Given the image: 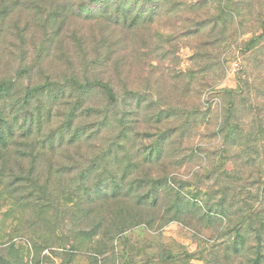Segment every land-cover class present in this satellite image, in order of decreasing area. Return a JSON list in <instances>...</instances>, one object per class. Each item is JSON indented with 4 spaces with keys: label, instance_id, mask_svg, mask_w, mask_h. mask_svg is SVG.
Here are the masks:
<instances>
[{
    "label": "rangeland",
    "instance_id": "rangeland-1",
    "mask_svg": "<svg viewBox=\"0 0 264 264\" xmlns=\"http://www.w3.org/2000/svg\"><path fill=\"white\" fill-rule=\"evenodd\" d=\"M104 2L0 0V84L15 85L1 114L17 127L49 114L35 142L53 137L42 169H67L83 155L81 166L97 161L99 172L121 176L152 153L149 171H164L205 218L89 237L98 219L72 221L73 199L62 196L69 179L53 177L32 195L1 180L0 264H250V240L233 243L259 229L250 215L264 220V0ZM87 80L111 82L117 106L104 113L100 94L82 88ZM27 88L41 90L25 99ZM97 129L88 147L66 146ZM112 138L123 145L101 162Z\"/></svg>",
    "mask_w": 264,
    "mask_h": 264
},
{
    "label": "trees",
    "instance_id": "trees-1",
    "mask_svg": "<svg viewBox=\"0 0 264 264\" xmlns=\"http://www.w3.org/2000/svg\"><path fill=\"white\" fill-rule=\"evenodd\" d=\"M41 1L43 3L49 2V0ZM104 1L105 5L109 2V0ZM6 18V13H3L1 21H5ZM126 19L128 20V18ZM68 81L71 85L77 84L75 79ZM14 87L15 85L12 80H6L1 83L0 100L10 97ZM82 88L89 94H100L106 106V112L104 113H109L110 109L117 106L118 98L111 82L108 80H87ZM35 90L38 91L41 88L25 89V99L34 95ZM24 103L27 105L28 101L25 102L24 100ZM90 115L88 114V116ZM36 117V120L32 119L31 122L25 121L20 124V127H17L16 124H13L7 118L5 110L1 114L0 109V159L4 156V171H0V183L2 180L4 181V183L2 182L4 187H13L10 189V193H19L23 190L22 186L27 185L25 186L26 188H32L30 191V195H32L33 190L39 184V193H43L49 190L48 185L53 177H55V181H61L64 178L69 179L68 192L63 193L62 196L66 195L73 199L72 206L67 208L68 211H71L72 221H82L81 223L85 225L84 222L88 219L94 217L98 219L89 228V237L110 239V237L116 238L122 236L126 232L139 227H145L148 230H153L155 227L161 229L168 223H180L183 219L198 222L205 218L204 216L198 217L196 215L198 209L196 202L187 199L181 194L173 185L172 179L168 178V175L164 171L162 174L149 171L148 165L152 163V153L144 157L140 164L126 166L121 176L115 172V169L107 170V168H104L102 172H99V168L96 167L97 161L89 162L88 166H81L84 158L83 155H79L78 158H75V156L70 158L72 164L67 169L52 170L51 165H49V169L37 167L36 163H40L43 160V156L46 155L47 144L49 150L51 149L53 137H49L46 141H40L39 147H35L38 145L35 143L36 139L40 137L44 126L46 124L47 126L51 125L49 114L43 119L40 116ZM74 117L73 114L70 115L68 121L64 124L70 133H72L74 128V120L76 119ZM44 119L46 121H43ZM114 121L117 125L118 120L115 119ZM120 123L121 127H125L124 122L121 121ZM64 125L58 130L60 133L65 128ZM123 130L124 136L126 127ZM85 132L87 133V131ZM100 136L101 129H97L91 136L87 134H84V136L73 135L66 146L81 149L80 145L83 143L85 147H88L87 145L90 141H94ZM61 138L63 139L62 135ZM83 138L85 139L82 140ZM159 139L163 145L168 137H160ZM117 140L121 142L126 141L125 138H118ZM28 142L33 143L29 145ZM110 142L111 144L107 148L108 154L101 157L103 158L100 159L101 162L109 155H114L116 159L117 154L113 149L115 147H122L123 145L114 141V138ZM49 153L51 155L49 163H51L54 149ZM82 153L81 151L78 152V154ZM159 159L160 155L157 157V160ZM25 161L32 163V167L28 171L23 168ZM11 163H14V167ZM30 195L26 199L30 198ZM260 213L257 212V214L250 215L246 219L247 222L252 224L257 222L259 229H255L247 236L237 233L238 242L235 241L233 243V248L236 250L238 247L237 243L243 245V241L245 242L246 238L250 240V244L246 248L248 249L247 254L249 252L247 257L249 256L248 261L250 264H264V233L262 230L264 229V220L259 218ZM108 219H112V221L109 222Z\"/></svg>",
    "mask_w": 264,
    "mask_h": 264
}]
</instances>
